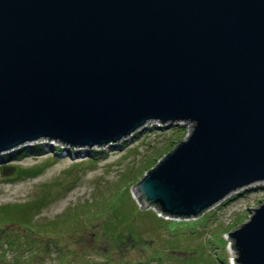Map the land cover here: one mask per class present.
Wrapping results in <instances>:
<instances>
[{
	"label": "water",
	"instance_id": "obj_1",
	"mask_svg": "<svg viewBox=\"0 0 264 264\" xmlns=\"http://www.w3.org/2000/svg\"><path fill=\"white\" fill-rule=\"evenodd\" d=\"M178 121L189 134L132 187L141 208L194 219L264 181V0H0V155ZM252 211L226 234L236 264H264Z\"/></svg>",
	"mask_w": 264,
	"mask_h": 264
},
{
	"label": "rangeland",
	"instance_id": "obj_2",
	"mask_svg": "<svg viewBox=\"0 0 264 264\" xmlns=\"http://www.w3.org/2000/svg\"><path fill=\"white\" fill-rule=\"evenodd\" d=\"M191 128L190 123L171 128L151 123L116 147L69 150L43 140L21 153L1 155L0 207L36 199L43 204L27 211L34 216L30 223L0 222V264H230L231 253L237 255L226 234L264 202V186L235 192L194 219L162 216L164 223L153 216L159 214L152 206L141 211L132 192L145 169ZM37 166L42 173L35 178L17 174ZM4 167L16 168L5 176ZM86 211L92 218H81L78 232L64 235L65 214ZM52 222L54 233L41 231ZM121 232L126 236L119 243Z\"/></svg>",
	"mask_w": 264,
	"mask_h": 264
},
{
	"label": "trees",
	"instance_id": "obj_3",
	"mask_svg": "<svg viewBox=\"0 0 264 264\" xmlns=\"http://www.w3.org/2000/svg\"><path fill=\"white\" fill-rule=\"evenodd\" d=\"M52 149L56 150V148H52ZM21 151H23V150H19L18 152L21 153ZM149 169H151V167L149 168V166H148V170L146 168L145 172L149 171ZM41 173H42V167L37 166V167L27 168L24 170H19L17 174L28 177V178H35V177L39 176ZM140 202L141 201H139V203ZM42 204L43 203H42L41 199L40 200L36 199L33 201H29V202H24V203H19V204H11V205L0 207V222H2L3 220L4 221L7 220V222H13L12 220L19 218L20 220H25V221H28L30 223L34 216L32 213L27 212V211H32V209L39 211ZM154 207H155V209L158 208L157 206H154ZM141 211H146V210L141 209ZM84 214H85V216H84ZM86 216L88 218H92L93 213L86 211V212H73V213L65 214V216L60 221V223H65V226L68 227V229H67L66 233L63 232V234L68 236V235H72L74 233H77L78 232L77 228H79V222L78 221L81 218H84ZM153 216L160 222H163V223L168 222L165 219L156 216L155 212H153ZM171 221H175V220H171ZM56 228H57V225L52 222L50 225H47L46 227L43 226L41 228V231L49 230L50 233H54ZM125 236L126 235L122 232L120 233V236L117 234L116 237H117L118 242L119 241L124 242ZM129 237H131V236H129ZM131 239H133V238L131 237ZM114 243H116V240ZM54 247L58 248L57 244L56 245L54 244ZM232 249L236 253V249H235L233 244H232ZM58 250H60V248Z\"/></svg>",
	"mask_w": 264,
	"mask_h": 264
},
{
	"label": "bare ground",
	"instance_id": "obj_4",
	"mask_svg": "<svg viewBox=\"0 0 264 264\" xmlns=\"http://www.w3.org/2000/svg\"><path fill=\"white\" fill-rule=\"evenodd\" d=\"M154 123H155V122H154ZM180 123H182V124H184V123H190V124H192V127H193V123H192V122H189V121H186V122H185V121H184V122H183V121H178V122H176L173 126H176L177 124H180ZM128 137H129V136H128ZM128 137H127V138H128ZM254 186H264V181L259 182V183H255ZM230 250L233 251V250L231 249V247H230ZM233 258H234V253L232 252V253H231V257H230V264H236V262H234V259H233Z\"/></svg>",
	"mask_w": 264,
	"mask_h": 264
}]
</instances>
